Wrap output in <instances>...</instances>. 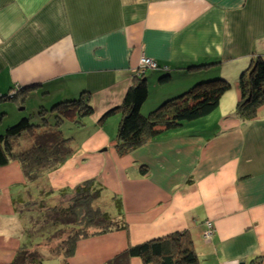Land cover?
<instances>
[{
	"label": "crops",
	"instance_id": "obj_1",
	"mask_svg": "<svg viewBox=\"0 0 264 264\" xmlns=\"http://www.w3.org/2000/svg\"><path fill=\"white\" fill-rule=\"evenodd\" d=\"M142 55L160 66L145 72L148 88L162 85L142 113L195 82L221 77L231 87L203 123L119 155L116 119L108 127L99 118L121 102ZM256 57L264 61V0H0V96L14 94L0 101V134L85 92L94 112L65 130L76 153L44 182L57 191L95 178L121 197L126 227L80 239L69 264H107L129 245L183 230L200 264H264V103L252 119L234 112L238 77ZM26 186L18 162L0 166V264L23 243L13 197Z\"/></svg>",
	"mask_w": 264,
	"mask_h": 264
},
{
	"label": "trees",
	"instance_id": "obj_2",
	"mask_svg": "<svg viewBox=\"0 0 264 264\" xmlns=\"http://www.w3.org/2000/svg\"><path fill=\"white\" fill-rule=\"evenodd\" d=\"M166 77H160L159 81L164 82ZM230 87L229 81L221 77L199 81L186 91L164 99L145 114L141 107L149 95L147 79L144 75L134 76L121 102L105 111L99 122L119 113L114 148L119 155H125L164 131L210 114ZM238 87L240 97L235 115L252 119L264 103V61L261 58H254L242 70ZM5 98L6 94L1 95L0 101ZM93 111L89 96L83 92L78 98L57 102L49 109L41 108L35 114L41 119L40 124L33 123L34 116H25L0 134V166L18 162L27 185L23 193L13 197L15 212L24 225V240L14 258L6 264H44L43 255L28 258L26 251L38 243L49 224L57 225L55 230L66 227L63 239L56 247L48 248L50 255L60 258L61 264H69L68 258L74 254L80 239L126 227L121 197L109 193L97 179H86L74 187L57 191L44 182L45 174L58 169L77 150L73 137H65L68 134L61 126L68 122L66 128L80 129ZM48 115L53 116V122H49ZM24 133H30L31 138L24 146H18V139ZM63 198L68 200L65 207L58 205ZM36 217L43 219L42 227V222L35 223ZM28 222L31 228H26ZM134 256L141 258L143 264H200L187 230L129 245L107 264H129Z\"/></svg>",
	"mask_w": 264,
	"mask_h": 264
},
{
	"label": "rangeland",
	"instance_id": "obj_3",
	"mask_svg": "<svg viewBox=\"0 0 264 264\" xmlns=\"http://www.w3.org/2000/svg\"><path fill=\"white\" fill-rule=\"evenodd\" d=\"M150 74V72L148 71L147 72V75H149ZM196 83V82H195ZM194 84V83H193ZM154 86H155V90H154V88L152 87V85L149 83V90H150V94H152V93H154L157 89H158V87H161V86H159L157 83H155L154 84ZM175 96V95H174ZM94 112V111H93ZM149 111H147V113H148ZM218 112H219V110H217L216 112H214V115L213 116H210V120H215L216 121V118L217 117H215L217 114H218ZM234 112H235V109H234ZM146 113V114H147ZM45 116H46V114H45ZM118 116V115H117ZM48 120H49V122H53V120H54V118H53V116H51V115H48ZM114 119H116V124L113 126V128H115L116 127V125H117V123H118V118L116 117V114H113V115H111V116H109L108 118H106L105 120V124L109 127V126H111L112 124H114L115 123V121H114ZM204 119V118H203ZM41 120V119H40ZM40 120H39V118L36 116L35 118H34V121H33V123L34 124H40ZM197 120H199V122L200 123H203L202 122V119H197ZM184 123H188V122H184ZM69 123L68 122H64V124L61 126V128L64 130V128L65 129H68V128H66V125H68ZM65 132V131H64ZM66 134H68V135H66L65 137H67V136H70L71 137V135L69 134V133H66ZM65 135V134H64ZM29 138H31V135H30V133H24L21 137H19V139H18V141H19V143H18V146H24L25 144H26V142L29 140ZM104 151H105V149H103ZM104 157H106V155H104ZM108 196V195H107ZM105 199V198H104ZM103 199V200H104ZM105 201V200H104ZM67 204H68V200L66 199L65 200V198H63L62 200H59V206H63V207H65V206H67ZM40 223V222H42V225H41V227L44 225V222H43V219L41 218H35V223ZM25 224V223H24ZM25 226H26V228L29 226L30 228H31V225L29 224V222H28V225H26L25 224ZM57 226V225H56ZM55 225H51V224H49V225H47V230L48 231H46V232H44V235L42 236V238H40V240L38 241V243H36V245H32L27 251H26V253H27V255H28V258H31V256H36V255H43L44 256V264H59V260H58V257H53L54 255L53 254H51L50 255V252H49V249L48 248H52V247H56V244L61 240V239H63V237L67 234V232H66V227H64V229L63 230H55V229H58V227H56ZM39 235V234H38ZM27 238V237H26ZM33 240H35V242L37 241V239H33ZM49 255V256H48ZM28 264V263H27Z\"/></svg>",
	"mask_w": 264,
	"mask_h": 264
},
{
	"label": "built area",
	"instance_id": "obj_4",
	"mask_svg": "<svg viewBox=\"0 0 264 264\" xmlns=\"http://www.w3.org/2000/svg\"><path fill=\"white\" fill-rule=\"evenodd\" d=\"M139 64L141 65V67L138 69V71L137 70L135 71L137 75H140L141 73H143L145 69H154L157 67V63L153 62V59L146 57L144 55L140 57ZM205 224H206V228L204 230V236L210 237L213 232L212 222L209 220H206Z\"/></svg>",
	"mask_w": 264,
	"mask_h": 264
},
{
	"label": "bare ground",
	"instance_id": "obj_5",
	"mask_svg": "<svg viewBox=\"0 0 264 264\" xmlns=\"http://www.w3.org/2000/svg\"><path fill=\"white\" fill-rule=\"evenodd\" d=\"M145 56V55H144ZM147 57V56H146ZM150 58V57H149ZM152 59V58H151ZM140 60V59H139ZM153 62H156L154 59H153ZM157 63V62H156ZM141 67V65L139 64V62H138V64H137V66L135 67V71L137 70L138 71V69ZM160 66L158 65V63H157V67L156 68H154V69H158ZM163 67H166V66H163ZM151 68H153V67H151ZM154 69H145L144 70V72L143 73H141L140 75H137L135 72H134V74H133V77L134 76H141V75H145V72L147 71V70H154ZM240 91V90H239ZM14 94L13 93H8L7 94V97H12ZM41 110V109H40ZM36 117V115L33 117V119Z\"/></svg>",
	"mask_w": 264,
	"mask_h": 264
},
{
	"label": "water",
	"instance_id": "obj_6",
	"mask_svg": "<svg viewBox=\"0 0 264 264\" xmlns=\"http://www.w3.org/2000/svg\"><path fill=\"white\" fill-rule=\"evenodd\" d=\"M241 264H244V263H241Z\"/></svg>",
	"mask_w": 264,
	"mask_h": 264
}]
</instances>
